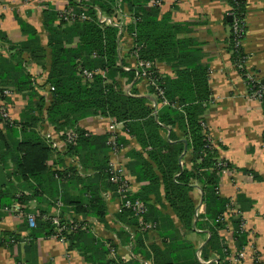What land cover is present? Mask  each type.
Returning a JSON list of instances; mask_svg holds the SVG:
<instances>
[{
    "label": "trees",
    "instance_id": "obj_1",
    "mask_svg": "<svg viewBox=\"0 0 264 264\" xmlns=\"http://www.w3.org/2000/svg\"><path fill=\"white\" fill-rule=\"evenodd\" d=\"M224 1L231 17L227 22L228 46L233 64H238L246 54L242 47H234L233 26L238 25L244 38L248 0ZM161 3L162 0H65V9L71 8L77 15L85 13L87 17L71 21L62 19L60 11L46 4L42 23L45 44L41 43L37 30L22 20H18L20 31L26 36L22 42L10 41L0 29V100L5 102L10 115L4 117L0 112V212L7 213L6 209L17 205L24 214L18 230L28 232L23 238L17 232L1 231L0 246L55 237L56 226L42 219V215L50 214L52 207L55 210L57 201L61 202L57 211L62 220L69 218L87 225L86 218L90 216L105 223L106 196L110 192L117 197V186L110 181L109 153L114 154L110 134H91L79 126L80 121L98 116L122 125V130L115 133V153L129 144L126 136L141 149L127 153L130 175L142 184L131 198L146 205L143 220L154 224L152 230L160 232L164 249L154 245L145 249L149 231L140 230L134 212L122 208L115 215V222L122 226L118 236L120 239L125 236L136 257L152 260V264H203L196 258L193 245L175 235L179 229L187 233L209 232L200 252L204 261L217 256L214 264H230L229 248L219 234L228 225L235 256L248 244L242 219L232 212L239 209L232 199L219 194L220 176L232 165L220 158V145L215 146L205 126L204 113L211 97L208 71L188 61L187 41L178 37L185 28L161 13ZM119 4L130 19L121 33L118 27L98 21V12L115 17ZM132 33L129 54L138 47L140 59L165 63L174 71V77L157 74L155 77L164 90L166 104L151 86L148 95L153 99L140 95L135 88L136 80L140 79L136 78L135 59L131 55L133 64L126 63L119 50ZM29 64L45 70V75L34 76ZM126 65L129 70H124ZM80 68L99 70L104 77L96 74L92 81H84ZM239 72L242 75L245 71ZM123 77L130 83V94L119 82ZM2 87L11 89L13 95L4 96ZM15 96L26 101L18 116L11 107ZM260 103L264 109V100ZM46 125L58 134L64 144L62 151L52 147L42 128ZM174 127L183 133L184 140L175 135ZM69 132L77 134L71 143L67 141ZM186 152L191 156L189 166ZM195 187L201 190L202 213H198L191 196ZM30 201L36 203L37 211L28 208ZM167 208L177 218L179 229L162 212ZM31 213H36L34 227L27 223L26 216ZM223 213H228L227 222L217 221ZM63 236L67 250H77L89 263L140 264L138 258L129 262L110 258L105 244L114 247L115 244L110 240L99 241L87 226Z\"/></svg>",
    "mask_w": 264,
    "mask_h": 264
},
{
    "label": "crops",
    "instance_id": "obj_2",
    "mask_svg": "<svg viewBox=\"0 0 264 264\" xmlns=\"http://www.w3.org/2000/svg\"><path fill=\"white\" fill-rule=\"evenodd\" d=\"M46 4L61 11L65 7V0H0V29L10 41L22 42L26 39L18 23V20H22L37 30L41 43L45 44L46 33L42 23ZM228 9L229 6L224 0H162L160 5L161 13L168 14L172 23L184 26L185 30L178 37L187 41L186 49L190 51L188 61L193 66H203L208 71L211 97L204 113L205 126L215 146L220 145L218 147L220 158L232 165L231 169L224 170L220 176L219 194L233 200L248 232V244L242 251L240 264H264V109L260 102L248 97L245 81L232 62V54L228 46ZM245 25L246 32L242 41V49L247 55L245 65L264 83V0H248ZM129 43L130 39H125L119 50L124 56V61L133 64L129 54ZM179 60L185 62L182 58ZM29 68L34 76H44L46 73L34 64H29ZM156 69L159 76H175L174 71L165 63H157ZM120 80L124 89L129 86L127 77ZM135 88L140 95L153 99L148 95V87L140 79L136 80ZM25 104L23 98L15 96L11 107L16 116ZM11 119L15 118L11 117ZM114 123L116 124L109 117L98 116L80 121L79 126L91 134L104 135ZM116 125L117 132L121 131L122 125L120 123ZM45 129H47L46 136L59 146L58 150L62 151L64 144L58 134L50 126L46 125ZM173 132L184 140L183 133L177 127L173 128ZM121 135L126 136L124 132ZM125 138L129 140V144L116 154L110 152L109 158L110 162L123 169L129 192L134 195L139 192L142 184L130 175L126 166L129 161L127 153L129 150L141 152V149L135 140L127 136ZM190 157L189 152H186L185 161L188 166ZM252 174H256L258 178H254ZM191 196L197 203L198 213H202L204 208L199 187L191 191ZM236 197H239L237 201ZM151 198L153 199L152 196ZM162 203L166 204L164 200ZM119 205L117 197L108 192L105 223L88 216L87 227L99 241L103 243L112 241L115 244L117 257L124 262H129L132 258H138L140 262L146 260L132 253L130 244L125 242V236L121 239L118 236L122 227L115 222ZM28 208L33 210L32 212L37 211L34 201L29 202ZM49 210L52 213L54 208ZM1 212L0 232H17L23 238L28 235L27 231L18 230L24 218L21 210L12 214H1ZM162 212L172 219L177 229L181 227L169 208L163 209ZM174 233L178 239L184 238L193 245L196 249V258L200 262L203 264L217 262L218 258L214 257L215 255L206 261L199 257L202 246L210 237L209 232L197 230L187 233L179 229ZM219 234L229 248L230 256L227 259L230 261L235 254L230 225ZM25 242L12 247L0 246V264H93L85 261L77 250L68 251L66 243L52 237H40L36 241L29 243V240H25ZM144 244L147 250H150L152 245L160 250L164 249L162 236L156 230L147 232ZM147 260L152 263V260Z\"/></svg>",
    "mask_w": 264,
    "mask_h": 264
},
{
    "label": "built area",
    "instance_id": "obj_3",
    "mask_svg": "<svg viewBox=\"0 0 264 264\" xmlns=\"http://www.w3.org/2000/svg\"><path fill=\"white\" fill-rule=\"evenodd\" d=\"M80 1V0H77ZM60 16L62 19L65 21H71L74 19H80V20H85L87 17L85 13H81L79 15L75 14L71 8H63L60 11ZM98 21L99 23L103 25H110V26H115L119 28V32L121 33L123 30L122 27H125L130 22V19L124 12V10L121 8V5L119 4L117 6L116 14L115 17H108L105 15H102L100 12H98ZM233 33L235 35V45L234 47H242V41L244 38L241 37V32L240 29L238 28V25L235 23L233 26ZM132 37H134V34H131V39L130 43L133 40ZM132 48L134 47L133 45L131 46ZM138 47H135V50H132V57L135 59V64L134 68L136 70V78L138 77L143 80V82L146 84V86L149 88L150 86L154 89L156 96L160 97L162 100L163 104H166L165 99L163 98L164 90L163 88L156 82V74L157 71L154 69L156 67V63L149 61V60H143L140 59L138 56ZM246 59L247 55L243 56L241 58V61L238 64H234L236 70L239 72V70H244V74H242V78L245 81L246 88H247V95L250 99L256 100L258 102H261L264 100V84L261 82L259 78H257L250 70L246 68ZM124 70H129L130 67L124 66ZM80 76L83 78L84 81H92L93 77L96 74H101L104 77V72H101L99 70H87V69H79ZM240 73V72H239ZM158 75V74H157ZM2 92L4 96L10 97L13 95V91L9 88L2 87ZM126 93L130 94L129 92V86H127ZM155 106V105H154ZM7 106L4 101L0 100V112H2V115L4 117H8V113L5 112ZM4 112V113H3ZM117 124V123H116ZM115 123L110 126V134L109 137V143L113 146V153H115V147H116V135L117 133V125ZM77 137V134L75 132H69L67 141L71 143V141L75 140ZM48 138V137H47ZM52 147L53 148H59V146L55 143L52 142ZM112 152V151H111ZM110 173L111 178L110 181L115 184L116 187V194H117V199L119 200V210L122 208H127L131 209L134 214L138 218V225L140 230L142 231H150L154 229V224L150 222H145L143 220L144 215L147 212V207L139 199H132L131 198V193L129 192V185L127 180L124 177V172L123 169L120 166H116L114 163L110 162ZM56 209L46 215H42V219L44 220H49L52 224L56 226V235L55 239L59 240L60 242H65V237L63 236V233H71L74 232L78 229H84L86 228L87 225H81L80 221H73L69 218H65L66 220H62L61 217L58 214V207L61 206V202L57 201L56 202ZM8 212L7 213H13V212H20L19 208L17 205L10 209H6ZM230 212V210H228ZM234 214L242 219V224L241 227L245 230L244 228V219L242 216L239 214H236V210H233ZM238 213V212H237ZM35 217L36 213H31L27 214V223L30 227L35 226ZM228 220V213H223L220 218L217 219V221L220 222H227ZM105 246L108 248V256L113 259H117V254H116V248L113 245H110L108 243L105 244ZM131 248V245H130ZM131 255V254H130ZM243 257V253L239 252L236 256H232L230 259V264H240V261ZM142 264H150L148 260H141Z\"/></svg>",
    "mask_w": 264,
    "mask_h": 264
},
{
    "label": "rangeland",
    "instance_id": "obj_4",
    "mask_svg": "<svg viewBox=\"0 0 264 264\" xmlns=\"http://www.w3.org/2000/svg\"><path fill=\"white\" fill-rule=\"evenodd\" d=\"M6 109H7V108H6ZM5 112H6V110H5ZM3 113H4V112H3ZM6 113H7V112H6ZM1 114H2V112H1ZM9 116H10V115H8V117H9ZM10 118H11V117H10ZM112 125H113V124H112ZM110 126H111V125H110ZM110 126H109V128H108V129H109V132H110ZM42 128L44 129V127H42ZM46 130H47V129L44 130L45 133L47 132ZM49 140H50V138H49ZM50 142H51V140H50ZM119 207H120V206H119ZM235 208H236V206H235ZM9 214H12V213H9ZM236 214L239 215L240 212L237 213V211H236ZM11 244H12V243H11ZM199 257L201 258V255H199ZM149 263H150V262H149ZM140 264H142V262H140ZM150 264H152V263H150Z\"/></svg>",
    "mask_w": 264,
    "mask_h": 264
},
{
    "label": "water",
    "instance_id": "obj_5",
    "mask_svg": "<svg viewBox=\"0 0 264 264\" xmlns=\"http://www.w3.org/2000/svg\"><path fill=\"white\" fill-rule=\"evenodd\" d=\"M227 19H228V21H231V17H230V16H228V18H227ZM262 83H263V82H262ZM263 84H264V83H263Z\"/></svg>",
    "mask_w": 264,
    "mask_h": 264
}]
</instances>
